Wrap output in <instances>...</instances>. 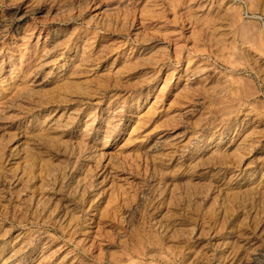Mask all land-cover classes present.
<instances>
[{
    "label": "bare ground",
    "instance_id": "1",
    "mask_svg": "<svg viewBox=\"0 0 264 264\" xmlns=\"http://www.w3.org/2000/svg\"><path fill=\"white\" fill-rule=\"evenodd\" d=\"M86 1L17 0L10 4L11 18L0 19V29L10 20L22 22L29 13H35L42 21L28 34L22 33L24 38L37 33L36 44L42 48L35 58L29 55L25 58V61L31 60L30 83L37 88L25 86L17 89L0 106V131H3L0 133V161H4L0 167V181L3 189L16 190L14 194L28 211L48 213L55 223L59 218L65 223L60 225L66 227L72 223L67 221V215L56 216L55 209L42 199L53 189L65 190L66 195L76 202H82L90 194L87 211L101 209L102 197L109 195L112 187L103 185L101 180L95 181L84 162L94 160L98 165L105 163L114 169L119 164V156L110 152L111 143L119 130L133 122L134 114L113 99L102 108L101 117H88L84 132L92 133L104 127L106 139L95 149L85 148L82 141H76V147L84 151L80 160L74 157L73 148L63 134L73 128L75 119L86 115L89 110L84 105L88 101L100 100L108 90L128 92L145 87L131 104L136 110L142 107L155 80L149 76V70L159 69L155 56L163 44L156 33L144 34L134 29L133 20L119 17L114 3L108 2L100 8L95 5L92 15H86L89 9ZM191 1L194 2L191 3L194 17L209 37L211 55L227 70L217 71L207 62L193 57L188 59L184 72L176 76L172 74L171 80L179 88L175 97L182 102L179 116L190 115L194 105L208 101L212 105L207 115L219 117L220 122L209 141L198 134L197 126L190 133H176L171 129L158 131L153 137L149 136L151 140L145 147V154L154 157L159 151L175 150L184 162L199 156L194 161L207 170L205 173L218 170L210 175L211 178L217 175L237 177L246 171L247 175L238 181L234 193L211 181L201 188L190 185L189 190L182 189L183 186L170 189L167 196L169 199L186 198L182 203L174 204L179 209L194 207L200 210L205 207L213 220L221 225L220 230L208 234L210 247L198 246L193 258L205 250L206 264H212L214 258H218L219 264H264V113L255 108L257 95L242 90L241 84L247 78L238 72L239 61L247 58L248 69L264 83V41L245 39L242 19L234 11L232 1ZM241 1L252 9L257 8L258 0ZM260 10L264 12L263 8ZM211 12L216 14L214 19L208 18ZM51 21L61 25L51 29L48 27ZM78 21L81 25L77 24ZM117 32L133 33L136 44L124 47L120 52L113 50L111 37ZM23 52L25 54L26 50ZM87 78L97 79L93 91L89 89L91 80ZM195 96L196 100L191 102V97ZM216 104L223 107H213ZM15 123L14 133L9 134L7 128ZM139 128L140 124L136 125V130ZM52 154L65 158L67 162H52L49 158ZM169 157L167 161H171L174 155ZM213 159L217 160L214 164ZM156 160L161 165L165 161L160 157ZM253 163L259 164V169L253 167ZM151 176L157 177L156 172L153 171ZM33 184L30 191L29 185ZM256 199L260 206L254 210ZM171 212L167 208L154 218L151 228L155 233L170 238L175 228L170 221ZM9 234L0 226L2 261L4 264H23L27 247L20 245L21 235L9 239ZM194 236L204 239L202 232ZM43 241L42 250L51 245L52 236L45 235ZM59 249L57 246L56 250ZM144 255L152 259L151 264H157L154 262L157 258L169 261L158 250ZM196 263L191 259L185 264ZM37 264L44 262L40 260Z\"/></svg>",
    "mask_w": 264,
    "mask_h": 264
},
{
    "label": "rangeland",
    "instance_id": "2",
    "mask_svg": "<svg viewBox=\"0 0 264 264\" xmlns=\"http://www.w3.org/2000/svg\"><path fill=\"white\" fill-rule=\"evenodd\" d=\"M16 1L0 0V19L11 18L10 4ZM230 1L235 4L234 11L242 19L245 39L264 41V12L260 10L264 9V0H258V9L250 8L241 0ZM108 2L116 5L119 17L134 21L135 30L144 34L156 33L163 42L160 53L155 56L161 70H149V76H153L155 80L142 107L136 110L135 105L131 104L145 87L133 88L128 92L120 89L108 90L100 100L88 101L84 108L89 111L84 117L75 119L73 128L62 136L73 148L74 157L80 160L84 151L76 147V141H82L85 148L95 149L106 139L104 127L92 133L84 132L88 117H101L102 108L113 99L123 104L127 111L130 108L134 114L133 122L117 132L118 136L110 148L111 153L119 156V164L113 169L110 165L105 166V163H101L104 166L102 168L94 160L84 162L89 166L88 171L93 173L95 181L101 180L103 185L111 186L112 192L102 197L101 209L90 212L87 211L90 194L82 202H76L66 195L65 190L49 191L42 200L55 209L56 216L67 215V221L71 220L72 223L66 227L59 218L55 223L48 213L28 211L22 200L14 194L16 190L3 189L0 181V226L10 232L9 239L21 235L20 245L27 247L23 264H37L40 260L44 264H151L152 259L144 253L157 250L169 259L162 261L157 258L154 260L157 264H185L191 259L193 263L206 264L205 250L194 258L193 256L198 246L210 247L208 234L212 230H220V223L213 220L212 214L205 207L200 210L194 207H175V203L180 204L186 198L169 199L167 193L170 189L176 190L182 186V189L188 188L184 190H189L190 185L205 187L211 181L218 182L221 187L234 193L238 188V181L247 172L243 171L237 177L217 175L216 178H211L210 175L218 170L205 173L207 170L199 167L197 160L194 161L199 156L184 162L179 159L175 150H162L154 157H149L145 154V147L150 142V137L158 131L171 129L176 133H190L195 126L198 127V134L205 141H209L212 131L220 122L219 117L207 115L212 104L203 101L194 105L190 115L180 117L182 102L175 97L179 88L175 87L171 76L184 72L188 59L193 57L207 62L217 71L225 72L227 68L211 55L209 37L194 17L195 10L191 4L194 2L191 0H87L89 9L86 15H92L95 5L100 8ZM215 16L211 12L208 18L214 19ZM40 22L42 21L35 13H29L22 22L10 20L0 29V106L17 89L25 86L37 88L30 83L31 60L25 61V58L27 55L35 58L42 48L36 44L37 33L26 38L22 37V33L28 34ZM77 24L81 25V22L78 21ZM60 25L59 22H48L51 29ZM111 38L113 50L118 52L124 50V47L136 44L131 32H117ZM23 50H26L25 54ZM239 62V75L247 78L241 88L246 94L257 95L255 108L264 113V83L248 69L247 58H242ZM87 79L91 80L89 89L93 91L97 79ZM195 100L196 96L191 97V102ZM213 107L222 108L223 105L216 104ZM138 124L140 128L136 130ZM16 125L17 123L7 128L9 134L14 133ZM169 155H174L171 161H167ZM155 157L164 158V164H159ZM49 158L57 164L67 162L65 158L55 154ZM216 162V159L212 160V164ZM3 165L4 161H0V167ZM252 166L259 169V164L253 163ZM153 171L157 174L155 178L151 176ZM186 184L188 185L185 186ZM33 187L34 184L29 185L30 191ZM259 206L256 199L254 210ZM167 208L173 211L169 214L170 221L175 226L170 233L171 239L155 233L151 228L154 218ZM131 209L134 212H128ZM199 232L203 233L204 239L194 236ZM45 235L52 236V243L42 250ZM57 246L60 247L58 251ZM217 259L214 258L212 264H219ZM0 264H4L1 256Z\"/></svg>",
    "mask_w": 264,
    "mask_h": 264
}]
</instances>
